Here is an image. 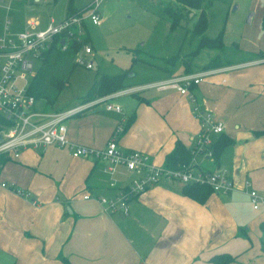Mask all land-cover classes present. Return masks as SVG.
<instances>
[{
  "label": "crops",
  "instance_id": "1",
  "mask_svg": "<svg viewBox=\"0 0 264 264\" xmlns=\"http://www.w3.org/2000/svg\"><path fill=\"white\" fill-rule=\"evenodd\" d=\"M26 5H17L18 29L8 13L0 16V33L5 21L10 22L13 32H20L31 22L43 29L68 16L67 6L59 22L51 17L45 23L36 16L24 17ZM74 7L82 9L76 0ZM184 9L191 10L193 18L198 15L199 10ZM10 10L11 3L7 6ZM253 17L252 13L248 23ZM185 21L170 27L184 28ZM232 45L226 50L224 46L197 49L183 57L179 49L168 58L146 51L151 60L144 61L161 74L146 81H135L131 75L126 88L139 87V91L114 99L120 113L98 104L66 121L71 143L99 150L106 147L121 123L124 131L118 143L123 151L145 153L155 165L166 166V158L178 141L192 154L202 129L199 113L210 115L224 126L222 134L212 135L215 142L221 136L232 140L214 170L227 174L231 190L213 191L199 201L183 193L182 182L163 180L130 201L128 213L112 212L97 198L119 195L132 178L126 169L120 167L118 174H107L104 161L75 158L68 148L55 145L23 149L19 158L0 155V264H65L62 259L70 264H214V257L224 255L233 259L226 264H264V234L260 230L264 207L254 209L248 194L256 190L264 196V51ZM206 49L212 50V58L196 69L192 61ZM232 52L236 56L230 57ZM174 56L178 57L170 61ZM204 71L214 73L192 88L193 97L173 87L152 86ZM48 101V97L37 98L36 109L57 113L87 103L78 99L75 106L51 110ZM213 161L202 160L200 166L211 168ZM18 190L29 196L19 195ZM86 195L93 198L86 199Z\"/></svg>",
  "mask_w": 264,
  "mask_h": 264
},
{
  "label": "built area",
  "instance_id": "2",
  "mask_svg": "<svg viewBox=\"0 0 264 264\" xmlns=\"http://www.w3.org/2000/svg\"><path fill=\"white\" fill-rule=\"evenodd\" d=\"M50 2L52 0H43ZM103 0H94L86 15H68L59 23H51L43 29L36 28L34 22L30 27L13 32L10 22L5 21L3 32L0 33V155H13L19 158L20 151L27 148L44 149L48 146L66 147L72 157H92L104 161V171L110 175L118 174L120 167L132 175L128 185L120 190L119 195L113 198L99 197L97 200L108 211H129V203L139 198L150 187L163 180L180 181L183 184H206L214 192L226 193L232 189V182L225 172L205 171L200 166L202 160L214 159L213 134H222L224 126L215 123L210 115L199 113L202 119V129L197 143L192 151V159L188 165L178 169L155 165L150 157L138 151H123L118 143V136L124 131L123 124H119L106 147L103 150L85 145L71 143L67 136L66 121L93 106L103 104L106 110L121 112L120 106L111 101L126 94L139 91V87L125 88L111 95L97 100L83 103L57 113H44L36 109L37 98L28 91V84L38 69L35 62H42V55L48 51L55 40L61 50L68 49L69 42L78 41L84 20L88 19L94 25L101 22L98 9ZM64 41V43H62ZM93 54L89 43L82 42L81 52L76 57V65L88 70L94 68V61L88 59ZM84 55V56H83ZM87 56V57H86ZM41 65V64H40ZM214 71L199 72L194 75H183L165 80L152 86L163 88L173 87L181 94L192 96L191 90L204 81L205 77ZM151 86V85H148ZM198 110V109H196ZM9 188L7 184H2ZM19 195L29 196L22 191ZM254 209L264 207V196L256 190L248 192ZM91 199L90 195L85 196Z\"/></svg>",
  "mask_w": 264,
  "mask_h": 264
},
{
  "label": "rangeland",
  "instance_id": "3",
  "mask_svg": "<svg viewBox=\"0 0 264 264\" xmlns=\"http://www.w3.org/2000/svg\"><path fill=\"white\" fill-rule=\"evenodd\" d=\"M93 1L76 0V5L82 8L77 9L78 13L86 15ZM171 1L103 0L98 9L101 22L94 25L86 19L81 28V34L84 35L86 32L89 34L90 39H87V43L92 44L93 54L86 57L94 61V68L88 70L76 65L77 55L73 56L69 52L52 54L45 64L47 75L43 79L46 95L49 99L48 108L55 110L65 106L77 105L78 99H84L82 94L90 88L97 73L115 75L129 71L128 78L130 75H134L135 81L153 80L161 73L144 61L151 60V56L146 51H150L156 56L168 58L176 54L178 49L181 57L197 50L200 37L195 36L190 31L193 30L197 17L192 19L191 10L183 11L180 5L178 7L175 4L171 5ZM10 3L11 10L8 12L7 6ZM20 3H27L24 9L26 11L23 13L24 17L36 16L45 23L50 22L51 17L59 22L66 15L68 6L67 0H58L56 4H39L33 0H5L4 3H0V16L3 18L5 13H8V17L16 29L20 25V15L16 9ZM202 4H204L208 19L205 36L215 38L221 31H224L222 41L225 50L226 47L232 49V44H240L251 49L264 51V0H204ZM165 5L169 7L171 12L182 13L184 19L187 20L184 23V28L171 29L170 20L164 12ZM199 12L197 13L199 14ZM252 13L254 17L248 23ZM83 42L86 43V40ZM78 52H81V47ZM229 52L230 50H228ZM231 54H229L230 57L236 56L234 52ZM135 57L140 60L134 61ZM177 57H172L170 61L173 62ZM211 58L212 50L200 51L192 61L193 66L200 69ZM40 64L42 62L36 61L35 67L38 68ZM72 69L69 86L55 98L57 92L50 85V79L53 76L56 78L65 77ZM79 96L81 97L78 98ZM41 98L44 97H39L38 100ZM120 99L122 100L123 97ZM38 103L39 107L43 106L40 101ZM112 103L116 104L115 100Z\"/></svg>",
  "mask_w": 264,
  "mask_h": 264
},
{
  "label": "trees",
  "instance_id": "4",
  "mask_svg": "<svg viewBox=\"0 0 264 264\" xmlns=\"http://www.w3.org/2000/svg\"><path fill=\"white\" fill-rule=\"evenodd\" d=\"M68 1V15H74L79 14L78 10L75 9V0H67ZM176 5H180L184 8H189L193 10H199V14L196 15L194 18L197 17L193 32L200 37V42L198 49L202 48H209V49H222L224 46L222 38H223V31L219 33V35L212 39L207 36H205V32L208 27V20L206 16V12L204 10V7L202 6L203 0H174ZM182 9L183 11L185 9ZM77 10V11H76ZM190 11V10H188ZM165 14L171 21L172 28H175L180 25L181 21L184 20V17L182 13L179 12H171L168 8L164 9ZM191 12V11H190ZM193 18V19H194ZM186 19V18H185ZM263 25H264V9H263ZM78 41L72 40L69 42L68 49L63 51L58 45V38L53 43L52 47L43 53L42 55V64L41 67L37 73V75L34 76L32 82L28 86V91L30 94L34 95L35 97H44L47 98L48 95H46L45 86L43 79L47 75V68H45V64L48 62V59L52 56V54L59 52H65L69 54H72L73 56L77 54L78 50L82 49V42L86 40V43L89 40V34L86 32V34L78 36ZM88 39V40H87ZM134 61H138L137 57L133 59ZM170 62V61H167ZM187 64V63H186ZM73 69L69 72V74L62 78H56L53 76L52 79H50V85L55 88L57 91V96L60 95V93L69 85V79L71 76ZM128 72H123L115 75H107L103 73H97L95 76V80L91 87L89 88L87 94L84 96L85 102L95 100L97 98H101L107 95H110L112 93H115L119 90H122L126 88V81L128 79ZM134 119V115L128 119V122L126 124V127L129 126ZM232 143V140L228 137L221 136L214 145V161L211 165V168L208 166H204L205 171L213 172L215 170V167L219 165V159L222 154L223 149ZM192 159V154L189 149L186 148L185 145H183L180 141L176 143V146L174 150L167 156L166 158V167L178 169L185 165H188ZM213 192L212 188L209 185L206 184H199V183H193V184H185L183 187V193L185 195H188L192 198H195L199 201L205 200L207 196H209ZM260 230L264 234V222L260 224ZM262 249L264 250V238L262 240ZM65 264H70L66 259H62ZM233 260L230 256L224 255V256H216L213 259L214 264H226Z\"/></svg>",
  "mask_w": 264,
  "mask_h": 264
},
{
  "label": "water",
  "instance_id": "5",
  "mask_svg": "<svg viewBox=\"0 0 264 264\" xmlns=\"http://www.w3.org/2000/svg\"><path fill=\"white\" fill-rule=\"evenodd\" d=\"M249 20H250V18H249ZM249 20H248V21H249ZM63 43H64V41H63ZM130 76H131V75H130ZM0 141H1V137H0Z\"/></svg>",
  "mask_w": 264,
  "mask_h": 264
}]
</instances>
